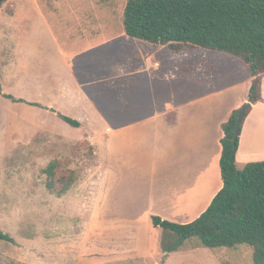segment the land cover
<instances>
[{"label":"crops","instance_id":"1","mask_svg":"<svg viewBox=\"0 0 264 264\" xmlns=\"http://www.w3.org/2000/svg\"><path fill=\"white\" fill-rule=\"evenodd\" d=\"M32 4L34 8L24 13L19 10V4L13 5L14 14L4 21L0 50L3 93H6L5 87L10 79H21L41 87V98L30 93L25 97L15 96L24 99V102L12 100L24 104L29 110H37L42 119H51L48 125L29 121L31 129L46 128L49 132L51 123L57 121L56 118L61 114L81 122L80 127L74 128L93 125L101 129H90L85 136L72 140L89 139L103 150L106 192L111 187L110 208L113 210L120 206L119 212L133 215V220L129 222L134 225L140 222L138 217L141 216H137L131 209L133 207L123 204L120 190L126 185L121 186L124 182L121 179L127 172L126 167L131 165L127 160L133 156L135 145L142 153L140 157L146 158L145 165H151L152 179L156 175L153 167L158 162L168 163L172 156L175 186L169 187L168 182H165L162 184L164 192L158 196L150 192L142 193L141 199L146 200L149 207L151 204L155 206L156 209H146L150 216L161 214L179 223L196 219L223 186L220 169L223 125L234 110L248 102L254 79L248 67L242 62L229 64L227 71L226 67H221L224 73L227 72L225 77L233 80L227 88L210 94L208 91L212 87L209 82L212 79L200 75L206 73V67L202 68L200 64H223L230 57L222 56L221 51L207 48L175 54L166 45L125 40L128 35H125L123 28L116 31H76L69 38L73 37V42L80 48L70 55L54 34L39 4L21 5ZM32 12L38 13L40 21L34 20ZM29 22H34L38 29L34 35L27 32L29 24L26 23ZM50 48L54 49L56 55L50 56ZM84 55H88L87 60L80 63L78 69L75 61ZM194 70L197 74H192ZM220 96L230 99L227 105L224 102V108L221 106L219 111H207L209 100ZM145 101L152 107L150 110L139 106H144ZM29 102L39 105H31ZM11 113L14 112L9 110L4 124V135L9 143L16 141L17 134L24 133L17 128V118ZM12 123H16V126H11ZM26 132L28 129H25ZM258 142H261V146H258ZM258 154L263 156H254ZM244 158L248 161L264 159V74L261 100L253 104L244 122L237 164L241 160L247 162ZM137 205H140L139 202ZM195 205L194 211L198 214L191 212ZM148 222L151 223V230H162L152 225L151 217H148ZM131 227L136 229L133 225ZM151 230L146 235L145 247L138 250L139 256L154 254V250L150 249L153 245ZM160 238L161 234L159 239H155L154 245L161 246ZM139 245L140 239L138 248Z\"/></svg>","mask_w":264,"mask_h":264},{"label":"rangeland","instance_id":"2","mask_svg":"<svg viewBox=\"0 0 264 264\" xmlns=\"http://www.w3.org/2000/svg\"><path fill=\"white\" fill-rule=\"evenodd\" d=\"M127 2L128 0H8L0 16V50L4 21L14 14L13 5L19 4V10L24 13L25 10L33 9L34 5L21 4H39L66 53L72 55L73 51L80 48L74 43L73 37L69 38L75 35L76 31H116L122 28L125 31L123 17ZM32 13L34 20L40 21L38 13ZM35 23L38 24L37 21ZM26 24H29L27 32L32 35L37 33L34 22ZM125 40L144 42L129 36H126ZM220 53L224 57H230L228 59L231 62L224 59L223 64H200V67H206V73L200 75L212 79L209 82L212 87L208 91L210 94L227 88L233 80L225 77L227 72L224 73L221 67H226L227 71L229 64L242 62L225 52ZM49 54L56 55L52 48ZM1 57L0 53V64ZM87 57L88 55H84L76 59L78 69L79 64L85 63ZM178 66L181 64L178 63ZM80 74L82 75L81 72ZM192 74L197 73L194 70ZM241 75L244 76V73ZM5 92L0 96V230L8 233L13 241L0 238V264H253L254 248L249 245L208 248L203 246L197 237L185 241L181 250L169 256L162 253L161 246L154 245V241L159 239L160 234L162 238L163 230H151V223L148 222V217L151 216L146 211L156 208L152 204L149 207L146 200L141 198L142 193L149 192L158 196L163 191L162 184L165 182H168L169 187L175 186L173 157L171 156L168 163L158 162L153 167L156 175L152 176V179V167L145 165L147 160L140 157L142 153L135 145L133 156L127 160L131 165L126 167L127 172L121 179L124 181L121 186L126 185L120 190V200L123 204L129 208L133 207L131 209L137 216H141L138 217L140 222L134 225L129 222L133 220V215L119 212L120 206L113 210L110 208L111 187L106 192L103 150L89 139L72 140L85 136L90 129H101L93 125H86L82 129L74 128L61 117L51 123L49 132L46 128L31 129L29 121L48 125L51 119H42L37 110H29L24 104L14 103L5 96L10 93L25 97L32 93L41 98V87L21 79H10ZM229 101L227 96L211 98L206 110L219 111L221 106L224 108V102L227 105ZM139 106L145 110L152 108L147 101L144 106ZM9 110H12L14 113L11 114L17 118V128L24 132L17 134L16 141L11 143L4 135L5 118L9 115ZM11 126L15 127L16 123ZM25 129H28V132L25 133ZM257 144L261 146V142ZM55 159L61 160L62 163L59 174H68L73 170L78 178L72 188L61 197L47 188L45 169ZM243 160L247 162L241 160L238 164L240 169L253 162L245 158ZM262 160L264 159L254 161ZM138 202L140 205H137ZM195 207L196 205L192 206L191 212L198 214L194 211ZM132 225L137 230L132 228ZM150 230L153 233L150 239L154 245H151L150 249L154 250V254L148 257L139 256L138 250L145 247L146 235Z\"/></svg>","mask_w":264,"mask_h":264},{"label":"trees","instance_id":"3","mask_svg":"<svg viewBox=\"0 0 264 264\" xmlns=\"http://www.w3.org/2000/svg\"><path fill=\"white\" fill-rule=\"evenodd\" d=\"M8 0H0V12ZM124 29L133 39L166 45L175 54L196 48L225 52L244 62L254 77L249 90L251 106L261 100L264 74V0H128ZM3 86L0 82V96ZM6 97L24 102L12 94ZM31 105L38 103L29 102ZM245 104V103H244ZM240 109V108H239ZM239 109L224 123L220 158L222 188L209 206L193 221L179 223L152 215V225L163 230L164 254L181 250L185 241L197 237L208 248H233L246 244L254 248L253 264H264V160L237 164V152L244 126L235 136ZM62 120L73 127L81 122L66 115ZM61 160L45 169L47 188L61 197L77 182L75 171L60 173ZM0 238L13 241L0 230Z\"/></svg>","mask_w":264,"mask_h":264},{"label":"water","instance_id":"4","mask_svg":"<svg viewBox=\"0 0 264 264\" xmlns=\"http://www.w3.org/2000/svg\"><path fill=\"white\" fill-rule=\"evenodd\" d=\"M251 106V103L248 101L242 107L239 109V112L237 114V119H236V125L234 127V134L235 136L240 134L241 131V126L244 122V119L246 117V112L247 109ZM52 111H56L55 109H52Z\"/></svg>","mask_w":264,"mask_h":264}]
</instances>
